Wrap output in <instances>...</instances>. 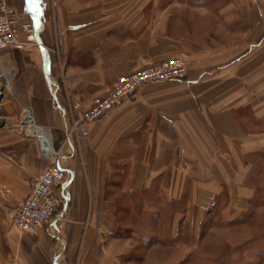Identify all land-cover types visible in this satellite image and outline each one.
Listing matches in <instances>:
<instances>
[{
    "label": "crops",
    "instance_id": "0c3cea01",
    "mask_svg": "<svg viewBox=\"0 0 264 264\" xmlns=\"http://www.w3.org/2000/svg\"><path fill=\"white\" fill-rule=\"evenodd\" d=\"M6 3L40 46L0 51V264H154L156 247L200 246L210 215L249 213L248 182L264 177V0ZM179 55L185 80L143 86L66 141L74 103L88 109L118 78ZM53 159L58 218L19 232L15 209Z\"/></svg>",
    "mask_w": 264,
    "mask_h": 264
},
{
    "label": "built area",
    "instance_id": "2783aa9c",
    "mask_svg": "<svg viewBox=\"0 0 264 264\" xmlns=\"http://www.w3.org/2000/svg\"><path fill=\"white\" fill-rule=\"evenodd\" d=\"M40 46L36 38L34 23L16 20L9 15L6 0H0V51L10 48ZM187 78V61L183 56H174L124 75L107 90L103 96L95 97L88 109L79 110L74 103L67 114L66 141L79 144L88 136V126L101 120L124 101L134 97L138 90L149 84L169 81H183ZM31 124L27 116L24 120ZM37 134L34 136L36 137ZM40 152L44 158H52L56 152L44 149L38 139ZM52 147V146H51ZM62 175L61 166L53 159L29 186L28 192L12 217V227L22 233H32L43 223L58 218L61 200L55 184ZM7 264H17L11 261Z\"/></svg>",
    "mask_w": 264,
    "mask_h": 264
},
{
    "label": "rangeland",
    "instance_id": "374dc122",
    "mask_svg": "<svg viewBox=\"0 0 264 264\" xmlns=\"http://www.w3.org/2000/svg\"><path fill=\"white\" fill-rule=\"evenodd\" d=\"M261 158L264 159V154ZM261 175L262 171L257 169L253 175L257 178L252 177L248 182L250 186L259 187V196L252 199L249 213L240 218L235 214V219L226 223L221 221L220 217L210 215V222L202 224L204 229L202 228L198 237L201 247L196 246L199 244L194 238L190 239L188 244L181 243L167 249L156 247L158 249L154 253L148 252L145 256L150 257L149 261L154 258V264H162L158 262L161 255H170L172 264H211L209 261L212 259H216L213 264H264V177L260 178ZM241 204L243 206L240 207H244L245 204ZM227 253L229 255L225 257ZM223 257L227 262H223Z\"/></svg>",
    "mask_w": 264,
    "mask_h": 264
},
{
    "label": "bare ground",
    "instance_id": "6f19581e",
    "mask_svg": "<svg viewBox=\"0 0 264 264\" xmlns=\"http://www.w3.org/2000/svg\"><path fill=\"white\" fill-rule=\"evenodd\" d=\"M40 132H37V135H39L40 136ZM40 139L42 140V147L46 150V149H53L52 147H51V140H50V138H49V136H44L43 134H41V137H40Z\"/></svg>",
    "mask_w": 264,
    "mask_h": 264
},
{
    "label": "trees",
    "instance_id": "16d2710c",
    "mask_svg": "<svg viewBox=\"0 0 264 264\" xmlns=\"http://www.w3.org/2000/svg\"><path fill=\"white\" fill-rule=\"evenodd\" d=\"M207 222H210L209 219H207ZM202 227H203V226H202ZM228 255H229V253H227V255H226L225 257H227ZM223 262H224V263L227 262V261H226V258H224V257H223Z\"/></svg>",
    "mask_w": 264,
    "mask_h": 264
},
{
    "label": "water",
    "instance_id": "95a60500",
    "mask_svg": "<svg viewBox=\"0 0 264 264\" xmlns=\"http://www.w3.org/2000/svg\"><path fill=\"white\" fill-rule=\"evenodd\" d=\"M2 98V93L0 92V99ZM42 134V133H41ZM41 134L40 136L39 135H36V138L39 139L41 137Z\"/></svg>",
    "mask_w": 264,
    "mask_h": 264
}]
</instances>
